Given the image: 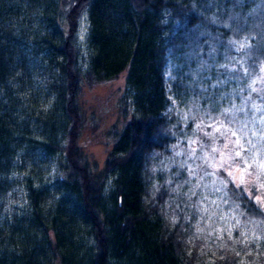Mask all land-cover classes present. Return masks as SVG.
Listing matches in <instances>:
<instances>
[{
  "label": "trees",
  "instance_id": "1",
  "mask_svg": "<svg viewBox=\"0 0 264 264\" xmlns=\"http://www.w3.org/2000/svg\"><path fill=\"white\" fill-rule=\"evenodd\" d=\"M39 47L60 73L51 89L40 84ZM124 71L123 121L101 131L112 146L100 165L86 150L101 115L85 87ZM263 114L264 0H0V264H198L200 234L227 211L238 247L264 248V169L254 159L264 157ZM228 135L235 160L255 171L249 181L195 168L209 169L203 149L218 153ZM35 143L57 159L60 194L45 209L50 190L30 179L32 211L3 216L18 152ZM162 158L170 166L155 170ZM229 245L215 264L238 261Z\"/></svg>",
  "mask_w": 264,
  "mask_h": 264
},
{
  "label": "rangeland",
  "instance_id": "2",
  "mask_svg": "<svg viewBox=\"0 0 264 264\" xmlns=\"http://www.w3.org/2000/svg\"><path fill=\"white\" fill-rule=\"evenodd\" d=\"M90 34V23L88 20V12L85 11L80 19L79 29H78V42L81 47L82 56L86 57L88 54V37ZM32 49V46H30ZM45 51V50H44ZM38 52L37 56L34 58V63L40 65L42 68L39 74L44 73V69L47 70V74L52 71L51 74H45V77L41 79V86L51 89L54 84H57L60 80V73L55 69L51 68V64L48 61L47 56L41 53L40 47L36 49L35 53ZM34 53V54H35ZM47 58V59H46ZM47 61V62H46ZM165 77L169 84L167 85V93L170 97L173 96L172 89L170 87L171 79V66L167 65L165 68ZM59 78V79H58ZM127 72L124 71L119 77L113 79L112 81L98 83L92 87H85L84 98L90 107L98 109L101 115L100 130L95 136L92 132L85 134L88 138V144L86 150L96 158L99 164H103L104 159L107 157V152L112 146V142L108 144L109 139L105 134H100L103 129H108L114 123L119 122L122 124V115L119 110V104H121L123 99V94L127 86ZM53 101V98H52ZM173 104L175 101L173 100ZM264 118V114H263ZM99 134V135H98ZM84 136V137H85ZM233 142V138L228 135L225 140V145L223 148L218 149V153L214 150L209 151L208 149H203L201 158L205 164H208L209 169L202 168L200 164H196L195 168L201 169L206 173H212L216 178L220 177V169L223 168L226 172L239 181H249L251 177L254 176L255 171H248L239 165V162L235 160V152L229 151L227 145ZM174 152L176 154H182L183 148L181 146L174 147ZM254 155L256 162V167L260 171L264 169V157H257ZM56 157L43 149L37 144H27L18 152L17 158L15 159L16 169L12 172V178L15 184L7 193L5 198V206L3 209V216L13 217V215L22 216L23 214L29 213L33 209L31 200V191L29 187V181L32 180V184L36 188L49 189L50 198L44 202L43 206L45 209L50 208L52 199L59 196L60 193L55 191L57 188V166ZM171 159H161V163H155L154 169L168 168L170 166ZM106 200H110L113 187V178H109L106 182ZM41 186H45L41 187ZM45 195V194H44ZM111 201V200H110ZM109 206L112 207L111 202ZM215 214V212H212ZM217 214V213H216ZM236 217L230 212H221L218 215H214L208 222V227H206L207 232L204 235L200 234L203 240L201 241V246L199 249L198 257L196 259L198 264H215L216 259L222 256L225 251V244L228 242L232 248V251L238 253V261L233 264H264V248L261 246H255L253 248L245 243L250 234H248L244 228L242 229L244 246L242 248L238 247V240L236 236V228L239 226V221L235 219ZM76 236V234H75ZM91 242H89L90 244ZM137 254V253H135ZM114 264H135L132 259L128 256L126 257H115L113 259Z\"/></svg>",
  "mask_w": 264,
  "mask_h": 264
}]
</instances>
